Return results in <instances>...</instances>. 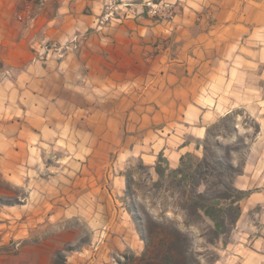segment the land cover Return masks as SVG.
<instances>
[{"label": "rangeland", "instance_id": "1", "mask_svg": "<svg viewBox=\"0 0 264 264\" xmlns=\"http://www.w3.org/2000/svg\"><path fill=\"white\" fill-rule=\"evenodd\" d=\"M71 3L76 13L86 6L92 23L64 38L33 37L42 19L63 15L59 0H20L11 11L31 56L15 66L0 52V264H143L134 215L175 221L196 264H264V0ZM138 18L159 27L162 76L124 92L69 79L70 91L56 96V78L47 84L40 75L80 52L90 35ZM75 38L77 48L54 47ZM215 141L218 156L241 166L234 184L247 193L219 236L209 219L185 227L166 191L182 158L196 163Z\"/></svg>", "mask_w": 264, "mask_h": 264}, {"label": "crops", "instance_id": "2", "mask_svg": "<svg viewBox=\"0 0 264 264\" xmlns=\"http://www.w3.org/2000/svg\"><path fill=\"white\" fill-rule=\"evenodd\" d=\"M59 1L62 2L60 13L63 15L50 18L51 20L48 17L42 19L36 30H33V37L42 35L41 38L47 39L64 38L72 30L86 27L84 21L88 25L92 23L90 17L84 15L86 6L76 13V5H72V0ZM18 3L20 0H0V52L8 53V56H3L2 59L15 66L14 61L20 59L21 55H25L27 60L31 56L28 52L30 39L26 40L20 32L23 31L22 26L15 25L12 21L11 11ZM116 28L105 31L108 36L90 35L80 52L68 56L58 64L53 62L40 71V75L46 77L47 84L51 78H56V96L70 91L69 79L74 85L79 79L87 86L95 85L96 88L108 91L124 92L129 90L130 85L138 88L140 83H144L146 76H160L162 61L166 60L160 55L159 48L155 47L160 36L159 27L138 18L137 21H127L123 26ZM194 60L190 57L187 62L192 63ZM36 82L41 86L46 85L43 80ZM163 86H166V83ZM47 87L46 85L43 91L47 90Z\"/></svg>", "mask_w": 264, "mask_h": 264}, {"label": "trees", "instance_id": "3", "mask_svg": "<svg viewBox=\"0 0 264 264\" xmlns=\"http://www.w3.org/2000/svg\"><path fill=\"white\" fill-rule=\"evenodd\" d=\"M213 147L222 148L218 141L211 146L207 145L203 159L196 163L193 162V157H190L188 162L186 157L182 158L180 167L170 171L171 180L166 186V191L171 193L176 211L184 214L185 227L209 219L213 223L212 234L219 236L228 226V221H237L240 207L235 205L247 193L237 189L234 184L235 177L242 174L241 166H235L218 156V152L212 150ZM155 171L160 181L168 178L166 170L159 164L156 165ZM126 180L128 191H131V173L127 174ZM155 185L164 187L161 182ZM226 202H230L229 207L225 206ZM165 210L164 204V213ZM134 218L145 243L144 253L139 259L143 264L197 263L191 253L192 241L189 234L175 221L168 220L165 215H162L159 221L150 217L142 219L135 215Z\"/></svg>", "mask_w": 264, "mask_h": 264}, {"label": "built area", "instance_id": "4", "mask_svg": "<svg viewBox=\"0 0 264 264\" xmlns=\"http://www.w3.org/2000/svg\"><path fill=\"white\" fill-rule=\"evenodd\" d=\"M126 7H130L129 5H127ZM148 7H152L153 9H155V7H157V5H154L153 3H148ZM129 13L130 15L135 14L136 11L132 8L129 9ZM113 12L111 13H107L105 16H103L100 20L99 23L101 25H104L106 22H108L110 20V18L112 17ZM54 47H56L57 51L63 52V51H67L73 48H77L78 47V42H77V38H75L71 43L68 44H63L62 46H57V44H54Z\"/></svg>", "mask_w": 264, "mask_h": 264}]
</instances>
